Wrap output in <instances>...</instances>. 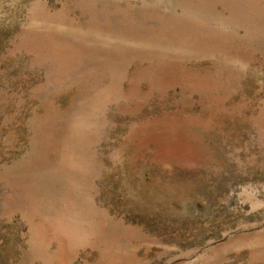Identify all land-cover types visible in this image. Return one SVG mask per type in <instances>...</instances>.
I'll return each instance as SVG.
<instances>
[{
    "label": "rangeland",
    "instance_id": "obj_1",
    "mask_svg": "<svg viewBox=\"0 0 264 264\" xmlns=\"http://www.w3.org/2000/svg\"><path fill=\"white\" fill-rule=\"evenodd\" d=\"M0 264H264V0H0Z\"/></svg>",
    "mask_w": 264,
    "mask_h": 264
}]
</instances>
